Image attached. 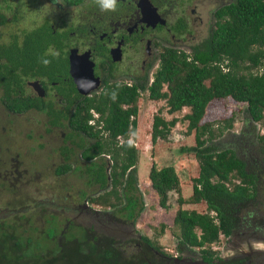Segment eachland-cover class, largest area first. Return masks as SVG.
Instances as JSON below:
<instances>
[{
    "label": "trees",
    "instance_id": "16d2710c",
    "mask_svg": "<svg viewBox=\"0 0 264 264\" xmlns=\"http://www.w3.org/2000/svg\"><path fill=\"white\" fill-rule=\"evenodd\" d=\"M63 1L67 5L83 2ZM212 16L214 27L211 33L193 45L189 54L165 50L159 55L158 66L150 83L144 76L129 87H109L88 98L84 111L87 119L92 117L88 113L90 110L97 115L95 125H86L85 122L83 125L73 124L74 129L94 141L86 150L85 159L103 154L108 155L112 162L108 172L102 166L97 165L94 169L88 166L85 170L89 176L87 184H96L101 190L110 186L104 196L112 195L115 200H118L116 188L120 187L124 205L117 212H124L127 219H132L141 208H137L138 199L134 197L136 151L127 139L129 134L135 132V103L140 93L146 92L151 101L165 100L167 114L188 109L183 119L187 122L186 132H193L194 146L181 150L193 154L198 172L192 180V193L187 203L195 205L203 202L205 213L178 209L173 217V225L178 229L180 242L190 247L216 242L219 234L230 235L232 230L240 229V225L262 229L259 227L261 224L258 225V218L264 219V183L261 182L264 177V134L254 135L251 125L264 118V71L251 73V69H264V0H230L216 8ZM5 21V16L0 13V26ZM20 37L21 43L15 41L17 37L14 36L13 41L0 45V54L5 58L2 68L9 69L11 79H7L13 81L12 84L18 82L15 71L20 66H28L30 61L44 65L41 60L45 57L41 54L50 32L43 27L22 32ZM239 69L245 71L240 72ZM51 74L54 73L47 72L48 76ZM162 87H165L164 91ZM224 98L244 104L245 122H250L242 133L232 136V148L216 140L223 130L230 127L229 124L216 129V134L210 125L200 124L207 104ZM11 110L19 111L16 106ZM175 122L176 119L165 121L154 116L150 130L151 144L157 139H164ZM117 137L122 140L119 145ZM245 147L252 149L250 152L257 157L261 169L255 164L257 170L254 171L253 166L246 162ZM129 168L131 170L127 172ZM66 169L60 167L55 172L57 175L63 174ZM148 179L158 206L165 209L167 194L178 192V178L173 168L166 166L157 169L152 165ZM232 179L239 182L234 184ZM176 202L178 205L185 203L181 197ZM107 206L115 207L111 203H107ZM50 224L51 230L44 237L49 243L55 233V224ZM77 228L83 231V227ZM194 229L199 231L198 236L194 234ZM62 238L58 250L46 249L37 253L32 251L31 239L23 238L11 221H0V264H85L79 244L66 242L69 239L67 235H62ZM91 264H96V260H92Z\"/></svg>",
    "mask_w": 264,
    "mask_h": 264
},
{
    "label": "flooded vegetation",
    "instance_id": "af4514ba",
    "mask_svg": "<svg viewBox=\"0 0 264 264\" xmlns=\"http://www.w3.org/2000/svg\"><path fill=\"white\" fill-rule=\"evenodd\" d=\"M89 1L90 3H85L86 5L83 4L84 1L77 5H67L63 0L49 1L56 9L78 10L79 14L69 22V27H64V23L57 19L60 22V28L55 29L54 24L45 17L39 19L40 22L33 28L39 30L44 27L50 32L48 43L41 54L51 61L48 66H39L40 63L29 60L28 66H20L15 71L18 82L12 84L13 81L9 82L11 79L9 69L2 68L5 58L0 54V107L2 110H7V115L18 117L30 113L40 115L41 118H32L33 125L45 126L44 132L47 135L53 130L59 131V144L56 146L55 154L61 162L52 168L55 177H64L80 167L83 168V172L88 166H93V169L97 165L102 166L107 172L111 167L112 162L108 155L99 154L91 159L84 158L86 150L94 141L73 128V124L76 123L83 125L85 122L86 125H95L92 117L87 119L84 111L88 98L109 87H129L144 76L148 81V70L154 63L158 65V58L162 52L167 49L175 50L173 49L175 46L182 44L189 54L193 45L204 40L211 33L212 29L209 25L214 27L212 13L215 10L211 12L212 20L205 28V35L198 40L188 39L193 30L188 28L185 17H174L171 25L166 22V0H118L117 10L107 13L99 10L95 0ZM85 6L91 10H84ZM81 10L84 14L88 11V14H91L90 17H82ZM190 14L194 15L195 11L191 10ZM198 20L202 23L199 17ZM20 36L21 33L16 35L15 41L20 42ZM198 36H202L200 32ZM13 38L14 36L8 42L13 41ZM157 48L161 51L156 52ZM49 49L52 51L49 52ZM89 64H91L93 78L98 81V87L93 91L87 90L88 80L81 82L79 88L75 83L78 81L79 73L85 72ZM137 65L138 69H136ZM48 71L54 74L48 76ZM117 76H125L128 82H117ZM9 85L10 88L7 90ZM14 106L19 111H12L11 108ZM88 113L95 114L92 110ZM77 114L78 116L74 117ZM232 136L236 137L231 135V139ZM116 140L121 142L120 137ZM0 144V175L5 176L8 165L5 157L9 149L6 144ZM228 146L232 148L233 144ZM250 151H252L250 147L245 150L246 162L253 165L259 163L257 157ZM8 157L11 156L8 154ZM11 158L13 164L9 163V165L12 170L8 171L7 174L10 176L7 178L10 179L13 170L16 172L15 178H18L16 168L19 164L17 159L19 155L14 154ZM60 167L67 169L63 174L57 175L55 171ZM37 168V165L31 164L22 172L27 174L28 171H35ZM130 170L129 168L127 172ZM135 187L137 190L136 184ZM80 197L85 196L83 197L80 193ZM35 205V209L38 210L40 203ZM74 206L75 214L63 217L64 227L68 228L73 219L86 218L94 229V232L91 231L92 234L88 229L83 231L84 237L81 240L78 236H72L66 240L73 245L84 244V249L80 253L85 259V264H91L92 260H96V264H264L263 218L257 217L258 225L261 224L262 226L259 227L262 229H254V226H246V224L240 225V229L232 230L230 235L219 234L216 242L202 247L182 244L178 232L173 250L170 251L153 245L151 238L131 228V223L126 225L119 219H114L110 212L101 213L84 206L83 203H77ZM250 219V221L253 220L252 217ZM95 223L98 225L96 226ZM104 226L109 228L104 229ZM62 235L63 232L58 234V247L62 245ZM221 240H224L222 245L211 246Z\"/></svg>",
    "mask_w": 264,
    "mask_h": 264
},
{
    "label": "rangeland",
    "instance_id": "374dc122",
    "mask_svg": "<svg viewBox=\"0 0 264 264\" xmlns=\"http://www.w3.org/2000/svg\"><path fill=\"white\" fill-rule=\"evenodd\" d=\"M49 1L0 0V13L6 19V23L0 26V45L7 43L13 36L33 29L40 22L39 19L45 17L49 18L55 29L60 28V22L57 19L64 23V27H69V22L78 16V10L66 9L62 11L56 9ZM83 1L84 5L86 2L90 3L89 0ZM229 1L166 0V22L171 25L174 17H185L188 28L193 30L188 39L198 40L205 35V28L212 20L211 12L219 5ZM83 8L84 10H91L87 6ZM191 10L195 11L194 15L190 14ZM90 15L88 11L84 14L81 10L82 17H90ZM198 17L202 23H199ZM209 27L212 29L213 25H209ZM198 32L202 36H198ZM178 46L173 49L188 53L182 44ZM160 51L161 49L157 48L156 52ZM157 66V63H154L149 68L148 83H150ZM121 67L124 68L125 66ZM136 69H138V65ZM239 70L240 72L245 71ZM263 71L264 69L257 71L251 69V73ZM116 81L128 82L125 76H117ZM164 90L165 87H162V91ZM135 106L137 108L135 132L128 135L127 142L131 143L136 151L134 178L137 190L134 197L138 199L139 207L137 208L141 209L134 213L132 219H127L124 212H117V209L119 210L124 205L120 187L116 188L118 200H115L112 195L104 196V192H108L111 187L107 186L104 190H99L96 184L88 185L89 176L83 172L82 167L64 177H55L52 168L61 162L55 154L56 146L59 144V131L53 130L51 134L47 135L44 132L45 126L42 124L33 125L32 118H41L40 115L34 113L19 117L7 115V110H2L0 107V143L7 145L8 154L11 157L14 154L19 155L17 158L19 164L16 168L19 174L18 178H15L16 172L14 170L10 179L7 178L10 176L7 174L8 171L12 170L9 163L13 164V159L7 158L8 154L5 157L8 160V165L5 176L4 174L0 175V221H11V224L15 226L16 231L23 238L31 239L32 251L40 253L46 249L58 250L57 237L60 232H63V235H67L68 238L78 236L79 240L83 239V231L86 229L89 230L90 234H92L91 231L94 232L86 218L73 219L74 221L68 228L64 227V215L72 214L73 216L76 211L74 205L77 203H83L84 206L101 213L110 212L114 219H119L121 223L126 225L131 223V228L151 238L153 245L170 251L173 250L178 233L177 227L173 225L175 212L181 209L195 211L199 214L205 213L203 202L195 205L187 203L192 193V180L198 172L197 161L193 154L181 150L194 146L193 132L189 134L186 132L187 122L183 119V116L188 113V109L182 108L179 112L167 114L165 100H148L146 92L140 93ZM244 108V104L235 103L230 98L212 100L207 104L200 124L210 125L215 134L216 129L229 124L230 127L223 130L221 136L216 137L221 145H229L230 136L238 135L250 124V122H245ZM154 116H159L165 121L176 119V122L164 139H157L154 144H151L150 130ZM96 117V114H92L93 122ZM251 125L254 128V135L264 134V118L260 122L251 123ZM31 164L37 165L38 168L23 174L22 170ZM249 164L250 167L253 166L254 171L257 170L256 166L252 163ZM256 164L260 166L259 163ZM152 165L157 169L171 166L178 178V192L171 191L167 194L168 200L165 209L158 206L157 197L150 186L148 172ZM231 182L237 184L239 181L232 179ZM261 182L264 183V177ZM80 193L85 197L81 198ZM178 197H181L185 203L178 205L176 202ZM35 203H40L38 210L35 209ZM107 203L114 204L115 207L107 206ZM50 223L55 224V233L51 239L52 242L49 243L44 237H47L49 229L51 230ZM95 225L97 226L98 223ZM77 226L83 227V231ZM108 228L104 226V229ZM194 234L198 236L200 233L194 229ZM221 241L211 246H220L224 240ZM79 246L82 251L84 244ZM65 255L68 256V253Z\"/></svg>",
    "mask_w": 264,
    "mask_h": 264
},
{
    "label": "clouds",
    "instance_id": "9594fccd",
    "mask_svg": "<svg viewBox=\"0 0 264 264\" xmlns=\"http://www.w3.org/2000/svg\"><path fill=\"white\" fill-rule=\"evenodd\" d=\"M95 4L101 12H115L118 7V0H95ZM51 51L52 50L49 49V52ZM52 54L55 55V53ZM41 62L44 64V66H48L51 63V61L46 58H42Z\"/></svg>",
    "mask_w": 264,
    "mask_h": 264
},
{
    "label": "water",
    "instance_id": "95a60500",
    "mask_svg": "<svg viewBox=\"0 0 264 264\" xmlns=\"http://www.w3.org/2000/svg\"><path fill=\"white\" fill-rule=\"evenodd\" d=\"M149 5V4H148ZM88 80L87 90L93 91L98 87V81L97 79H94L92 76V70H91V64L88 65L85 72H80L78 81H76V85L79 88L81 82H85ZM89 92V91H88Z\"/></svg>",
    "mask_w": 264,
    "mask_h": 264
}]
</instances>
